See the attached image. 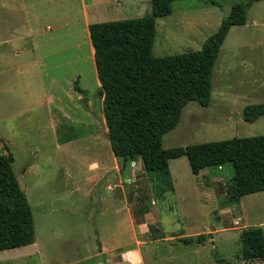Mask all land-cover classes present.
Wrapping results in <instances>:
<instances>
[{
    "label": "rangeland",
    "instance_id": "374dc122",
    "mask_svg": "<svg viewBox=\"0 0 264 264\" xmlns=\"http://www.w3.org/2000/svg\"><path fill=\"white\" fill-rule=\"evenodd\" d=\"M0 0V154L29 206L33 243L0 251V264H264L242 260L238 234L260 227L264 192L224 205L229 164L190 173L184 156L166 173L139 160L129 179L115 174L102 125L89 53L90 23L139 18L149 0ZM246 0H180L155 19L151 55L196 51L230 7ZM209 105L187 103L161 148L264 136V116L242 121L245 105L264 103V0L231 27L211 75ZM150 209L147 231L143 223ZM131 220V221H130ZM141 230V231H140ZM205 235L202 243L181 238ZM137 241V242H136Z\"/></svg>",
    "mask_w": 264,
    "mask_h": 264
},
{
    "label": "trees",
    "instance_id": "16d2710c",
    "mask_svg": "<svg viewBox=\"0 0 264 264\" xmlns=\"http://www.w3.org/2000/svg\"><path fill=\"white\" fill-rule=\"evenodd\" d=\"M175 1L180 0H149L150 12L142 17L87 25L106 139L113 157L120 161L118 175L123 181L129 179V170H124L136 160L146 173H166L167 159L184 156L194 176L204 168L229 164L232 177L223 204L236 205L243 196L264 192V136L169 149L161 148V138L177 125L187 103L209 105L213 66L228 30L244 25L246 10L263 0L232 5L198 50L155 58L151 55L155 19L168 16ZM262 116L264 103L245 105L240 114L246 123ZM11 163L10 154H0V251L34 240L29 206ZM204 239L205 235L198 234L181 238V242L200 244ZM238 241L242 260L264 259L260 227L241 230ZM213 264L225 263L216 257Z\"/></svg>",
    "mask_w": 264,
    "mask_h": 264
},
{
    "label": "crops",
    "instance_id": "0c3cea01",
    "mask_svg": "<svg viewBox=\"0 0 264 264\" xmlns=\"http://www.w3.org/2000/svg\"><path fill=\"white\" fill-rule=\"evenodd\" d=\"M104 1L105 0H88L87 2H88V5H91V6H94L95 4H100V3H104ZM107 1V0H106ZM87 25H88V23H86ZM86 29H87V26H86ZM89 53H90V56H91V59H92V61H93V58H92V49H91V46H90V44H89ZM93 69H94V64H93ZM94 73H95V71H94ZM95 77H96V75H95ZM96 87H99V83H98V81H97V79H96ZM100 101H101V98H100ZM101 119H102V125H104V122H103V117H102V113H101ZM105 127V126H104ZM139 164H140V161L138 162ZM115 174L117 175V176H119L118 175V169L116 170V172H115ZM150 209H147L146 210V212H144V214H143V223H139V224H134V226H137L139 229H142V231H141V233L143 234V235H145V232L147 231V229H146V225H148V221H147V219H148V217L150 216ZM131 221V220H130ZM137 242V241H136Z\"/></svg>",
    "mask_w": 264,
    "mask_h": 264
}]
</instances>
